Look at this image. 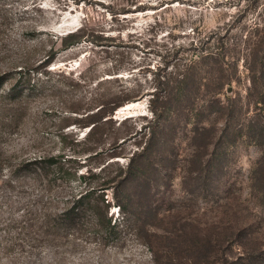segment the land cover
Wrapping results in <instances>:
<instances>
[{
    "label": "rangeland",
    "instance_id": "obj_1",
    "mask_svg": "<svg viewBox=\"0 0 264 264\" xmlns=\"http://www.w3.org/2000/svg\"><path fill=\"white\" fill-rule=\"evenodd\" d=\"M0 264H264V0H0Z\"/></svg>",
    "mask_w": 264,
    "mask_h": 264
},
{
    "label": "trees",
    "instance_id": "obj_2",
    "mask_svg": "<svg viewBox=\"0 0 264 264\" xmlns=\"http://www.w3.org/2000/svg\"><path fill=\"white\" fill-rule=\"evenodd\" d=\"M140 7H142V4H139L138 8H140ZM151 95L152 96H150V98H149L150 99L149 103H150L151 109L153 110V104L160 94H159V92H157V90H153L151 92ZM53 160H54L53 156H51L50 158L47 159V161H49V162H52ZM41 162H43V158H34L31 160H28L26 165H33L32 166L33 169L38 170L39 169V163H41Z\"/></svg>",
    "mask_w": 264,
    "mask_h": 264
}]
</instances>
